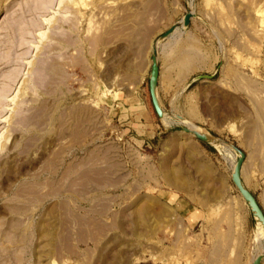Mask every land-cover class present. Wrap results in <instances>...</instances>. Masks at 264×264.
<instances>
[{"label":"rangeland","instance_id":"374dc122","mask_svg":"<svg viewBox=\"0 0 264 264\" xmlns=\"http://www.w3.org/2000/svg\"><path fill=\"white\" fill-rule=\"evenodd\" d=\"M226 143L264 211V0H0V264H247Z\"/></svg>","mask_w":264,"mask_h":264},{"label":"water","instance_id":"95a60500","mask_svg":"<svg viewBox=\"0 0 264 264\" xmlns=\"http://www.w3.org/2000/svg\"><path fill=\"white\" fill-rule=\"evenodd\" d=\"M194 11L188 10L182 17L179 25L173 24L170 26L165 32H163L153 43L152 45V56H151V65H150V73H149V80H148V87L151 97V102L154 107V110L158 117L162 118L165 115V111L161 108V105L159 103L158 95H157V86H158V77H159V44L166 40L171 33L179 26H187L190 23L191 17H193ZM212 75L208 74H201L196 77H194L191 82L195 81L196 79L200 78H210ZM172 116L179 121H183V115H180L178 113H172ZM184 131H187L189 133L194 134L198 139L201 141L210 143L209 139L202 135L199 131L192 129L189 126H185ZM224 143V142H222ZM229 147H231L236 153L237 158L235 160L234 167L232 169L231 173V180L238 189L239 193L245 200V202L248 204L252 214L254 215L255 219H257L262 227L264 228V211L262 207L260 206L258 200L254 196V194L247 188V186L243 183L242 177H241V169L243 166V163L245 161V153L240 148L236 147L235 145L231 143H226ZM264 259V253H259L256 255V257L252 260L251 264H261Z\"/></svg>","mask_w":264,"mask_h":264},{"label":"bare ground","instance_id":"6f19581e","mask_svg":"<svg viewBox=\"0 0 264 264\" xmlns=\"http://www.w3.org/2000/svg\"><path fill=\"white\" fill-rule=\"evenodd\" d=\"M60 1H62V0H60ZM80 2H81V1H80ZM58 3H59V2H58ZM81 3H82V2H81ZM50 17H51V16H50ZM46 21H48V23H49L50 26H51L52 23H51L50 18L47 17ZM50 26H49V27H50ZM40 35H41L40 38H42L44 35H45L46 37H49V36H48V32H47V33H45V32H40ZM171 35H172V34H171ZM167 40H168V38H166V41H167ZM164 42H165V40L162 41V42L159 44V52H161V47H162L161 45L164 44ZM70 43H71V42H70ZM164 45H165V44H164ZM35 47H36V46H35ZM50 64H51V63H50ZM53 70H56V69H53ZM53 72H54V71H53ZM60 75H61V74H60ZM51 79H52V78H51ZM51 79H49V80H51ZM56 79H58V78H56ZM52 80H55V79H52ZM54 82H55V81H54ZM52 83H53V82H52ZM59 83H60V82H59ZM53 84H54V83H53ZM52 87H53V86H52ZM52 87H51V88H52ZM50 93H51V92H50ZM164 116H165V115H164ZM164 116H163V117H164ZM183 118H184V117H183ZM182 122H184V123H186V124H190L192 127H195V124H193V123L187 121L185 118H184V120H183ZM192 127H191V128H192ZM192 129H195V130H197V131H199V132L201 131V130H198V129H196V128H192ZM185 132H186V131H185ZM202 132H203V133H202ZM200 133H201L202 135L206 134V133H204V131H201ZM204 136L207 137V134L204 135ZM80 139H81V138H80ZM242 167H243V166H242ZM241 170H242V169H241ZM243 183H244V182H243ZM244 184H245V183H244ZM244 201H245V200H244ZM246 204H247V203H246ZM247 205H248V204H247ZM248 207H249V206H248ZM257 221H258V220H257ZM258 222H259V221H258ZM259 223H260V222H259ZM260 224H261V223H260ZM261 226H262V225H261ZM255 257H256V256H255ZM252 259H253V258H252ZM251 261H252V260H251Z\"/></svg>","mask_w":264,"mask_h":264},{"label":"crops","instance_id":"0c3cea01","mask_svg":"<svg viewBox=\"0 0 264 264\" xmlns=\"http://www.w3.org/2000/svg\"><path fill=\"white\" fill-rule=\"evenodd\" d=\"M159 76H160V70H159ZM158 83H159V77H158ZM256 224H257V223H256ZM253 256H255V255H252L251 257H249L247 264H250L251 258H252Z\"/></svg>","mask_w":264,"mask_h":264}]
</instances>
